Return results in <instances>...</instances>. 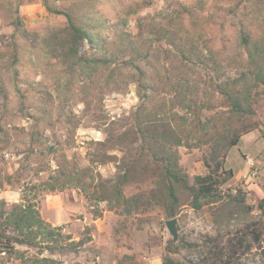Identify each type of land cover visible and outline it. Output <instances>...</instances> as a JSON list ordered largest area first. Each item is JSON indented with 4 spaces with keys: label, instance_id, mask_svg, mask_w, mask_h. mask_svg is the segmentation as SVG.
<instances>
[{
    "label": "rangeland",
    "instance_id": "obj_1",
    "mask_svg": "<svg viewBox=\"0 0 264 264\" xmlns=\"http://www.w3.org/2000/svg\"><path fill=\"white\" fill-rule=\"evenodd\" d=\"M49 1L80 18L105 16L110 24L124 18L117 31H103L109 42L103 54L122 49L120 30H127L139 49L154 54L142 63L154 90L141 97L130 82L135 75L124 68L112 76L113 64L82 71L80 61H92L97 52L84 41L79 55L71 54L66 18L49 12L43 0H0V202L10 210L32 200L45 222L63 226L52 245L40 234L33 246L16 244L12 252L0 246V264H50L47 258L56 264H164L165 258L264 264L258 206L264 199V95L241 115L218 91L246 66L234 13L240 0ZM141 102L144 122L169 125L182 137L174 149L189 186L195 175L208 173L215 153L228 152L225 166L234 172L223 197L202 199L200 209L193 206L194 189L178 188L177 239L166 225L172 218L161 166L130 134L131 112ZM241 127L254 130L227 147ZM106 137H114L115 147L100 145ZM127 165L121 190L132 210L124 214L103 196L115 197ZM51 184L59 187L50 191Z\"/></svg>",
    "mask_w": 264,
    "mask_h": 264
},
{
    "label": "trees",
    "instance_id": "obj_2",
    "mask_svg": "<svg viewBox=\"0 0 264 264\" xmlns=\"http://www.w3.org/2000/svg\"><path fill=\"white\" fill-rule=\"evenodd\" d=\"M43 2L49 12L63 15L66 18V32L68 35L66 45L71 54L79 55L80 47L84 41H88L90 49L97 52V57L92 61L87 59L86 61H80L79 66L82 71H86L88 67L97 69V67L103 65L113 64L115 68L112 71V76L114 72L124 68L129 70L131 77L135 75L130 82L137 83L141 97L143 95L142 91L147 93L154 90V86L149 84V73L142 66V63L150 61L154 54L152 51L144 52L139 49L137 42L129 39L131 35L127 30H123V28L120 30L121 37L125 39L126 45L110 56L103 54L109 48L108 37L105 36L103 31L108 29L117 31L120 23L121 25L126 24L124 18L122 21L110 24V20L105 16L80 18L70 7L60 8L51 4L49 0H43ZM184 8L185 12L190 11L187 6ZM234 13L239 18L240 43L246 51V66L230 82L224 85L218 84V91L228 101L232 111L245 115L253 111L255 97L264 95V0H240V4L234 10ZM257 21L260 36L257 34ZM20 24L19 16H16L13 25L18 28ZM170 43L172 42L170 41ZM179 49L182 51V48ZM131 116L136 117L133 125L129 128L131 130L130 134L135 136L140 146H147L153 160L161 166L160 177L163 180L168 200L170 201L169 206L167 205L169 218H174L177 215L175 207L179 204V187L188 191L194 189L193 206L196 209H200L203 206L202 199L212 200L223 197L222 187L234 176L233 170L225 166L228 152H224L220 157H217L215 153L213 156L214 164L207 162L208 173L195 175V186L191 187L189 186L188 174L184 172L179 163L178 151L174 149V147L182 143V137L175 134L169 125H155L156 123L152 120L144 122L141 119V116H145L143 102L135 106ZM161 129H163V132L160 131ZM253 130L254 128L252 127H241L233 134L227 147L237 146L242 136ZM127 134L128 131L124 130L117 136L122 138ZM114 140V137L111 139L106 137L103 142L100 141V145L109 148L115 147L111 146L116 143ZM152 143L161 147V151L157 150V146L154 147ZM106 157L108 156L106 155ZM110 157L104 162H111ZM118 165L117 168H119ZM126 167L119 174L115 184V187H117L114 191L115 197H110L106 194L103 196L104 200L111 203L112 208L115 206L112 203L115 199L116 206L123 207L122 212L124 214L130 213L132 210L131 200L124 197L121 190V186L128 182L130 176L129 166L127 165ZM8 177L7 182L13 185L12 176ZM100 181H104V179L101 178ZM3 186L4 182L0 181V187ZM58 187L56 184H51L47 189L51 191ZM227 195L231 196L232 194ZM24 201L23 203L14 204L10 210L5 208V201L0 202V246H2V252L14 251L16 244L33 246L37 243L40 234L44 235L48 245H52L56 239V231L63 229V226H54L49 222H45L35 202L32 200ZM258 206L264 210V199L259 202ZM74 241L72 243H75ZM81 241L77 243L79 244ZM46 261L50 262V264H56L53 258H47ZM164 264L179 263L171 258H165Z\"/></svg>",
    "mask_w": 264,
    "mask_h": 264
},
{
    "label": "water",
    "instance_id": "obj_3",
    "mask_svg": "<svg viewBox=\"0 0 264 264\" xmlns=\"http://www.w3.org/2000/svg\"><path fill=\"white\" fill-rule=\"evenodd\" d=\"M167 228L173 235L174 239L178 238V230H177V218L174 217L172 219L167 220L166 222Z\"/></svg>",
    "mask_w": 264,
    "mask_h": 264
}]
</instances>
